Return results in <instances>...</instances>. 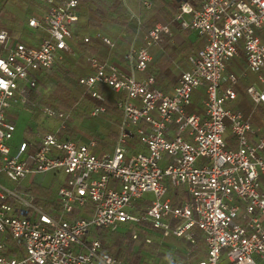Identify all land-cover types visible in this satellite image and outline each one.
<instances>
[{
  "label": "built area",
  "instance_id": "obj_1",
  "mask_svg": "<svg viewBox=\"0 0 264 264\" xmlns=\"http://www.w3.org/2000/svg\"><path fill=\"white\" fill-rule=\"evenodd\" d=\"M79 3L40 0L21 25L42 33L34 41L0 28V264H264V137L231 107L249 73L259 83L247 93L264 104V0H176L175 21L206 43L171 92L138 76L151 49L174 37L167 21L142 45L133 39L127 65L89 55L78 79L97 102L89 115L106 111L105 88L121 113L113 151L103 153L97 140L72 137L71 114L41 94L42 78L78 57ZM83 39L118 47L100 31ZM241 50L246 70L227 72ZM200 87L202 111H190ZM31 178L55 183L53 197L39 203ZM105 232L127 236L129 252H108Z\"/></svg>",
  "mask_w": 264,
  "mask_h": 264
},
{
  "label": "trees",
  "instance_id": "obj_2",
  "mask_svg": "<svg viewBox=\"0 0 264 264\" xmlns=\"http://www.w3.org/2000/svg\"><path fill=\"white\" fill-rule=\"evenodd\" d=\"M32 1L33 0H28V3L32 4ZM35 1L36 7L31 14H35L40 9V4L38 7V1L40 2V0ZM110 1H112L111 5L105 4L102 0H80L78 10L81 17L85 18L86 23H81L80 21V33L75 37V39L77 38L76 43L73 42V45H76L79 59L85 60L91 54L102 55L101 41L92 39L90 42H85L81 36V34L90 29L99 28L106 32H111L109 33L110 36L117 40L120 38L121 42L124 44L130 43L136 35L138 39L143 41L144 36L157 24V14H162L168 20L174 31L179 29L182 32L184 41L174 47L171 45L169 39H167L166 36H163L161 45L165 47V53L158 60L152 62L148 66L147 75H153L156 80V85L163 88L165 91H169L170 88L176 84L178 79L176 64L173 61L174 55L179 53L181 57H185L189 53H195L205 45L206 38L189 28L182 29L177 27L173 18L178 11L172 2L158 1L149 8L142 5L140 9L141 23L139 24L138 21L129 14L126 6L122 3V0ZM191 1L194 2L196 0ZM3 7L4 5L0 0V28H7L12 34L24 38L26 36L25 31L28 30H22L21 25L25 22L28 15L31 14L27 13L23 18L20 17L19 19L10 20L8 13L4 11ZM32 7H34V5H32ZM113 30H117L118 35H114ZM121 31H125L127 36L121 37L119 35ZM258 33L264 42V27L259 29ZM239 54L242 55L244 52L241 50ZM75 66L76 64H74L71 59L66 58L62 64L57 65L54 71L43 77L41 81L42 86L44 87V90L41 92L42 96L48 98L53 104L65 111H71L74 108L82 110V107H86L84 104L80 106H77L78 104L74 105L75 100H77L79 96L80 102H83L86 99L88 100L87 104L92 105L93 103H97L91 99L86 88L79 84L78 79L83 71L78 72ZM78 68L80 70V67ZM49 83L52 84V91H48ZM104 90L108 92L104 102L106 111L93 116L91 120L96 119L103 114V120L107 123L103 128L107 133L105 132V134H103L101 132L103 135L99 134L98 128L100 126L93 125L92 121V128H90L89 125L85 128L83 127V129L88 128V130L86 129L85 131L89 135V139L95 137L98 142L102 143V148L97 149L98 153H103L109 150V148L111 149L114 147L118 137V126L121 119V113L117 108L114 93L109 88H105ZM248 115L252 123L259 128V135L264 137V104L255 106L252 103L249 105ZM77 131H79V129L75 131L72 130L71 132L76 133ZM229 143L234 147L235 144L231 138H229ZM29 181L31 192L36 195L39 203H45L46 199L50 200L53 197V189L51 187L46 186L42 182H35L32 178L29 179ZM261 181L264 183V175L261 177ZM103 242L104 248L108 249V252L113 254L123 252L126 254L129 252V248L132 245L128 240V237L121 233L105 232V234H103ZM126 257L129 261L133 259L131 254H127Z\"/></svg>",
  "mask_w": 264,
  "mask_h": 264
},
{
  "label": "crops",
  "instance_id": "obj_3",
  "mask_svg": "<svg viewBox=\"0 0 264 264\" xmlns=\"http://www.w3.org/2000/svg\"><path fill=\"white\" fill-rule=\"evenodd\" d=\"M102 1L106 2V0H102ZM108 1H109V3L107 5H111L112 1H110V0H108ZM152 1H153V4L156 3V2H158V1L172 2L176 6L177 11H178V7H177L176 0H152ZM122 3L126 6L129 14L131 16H132V13H135V14L136 13H139L140 14V9L142 7V5L140 4V0H122ZM39 4H40V2H39ZM37 13H39V10L35 14H37ZM31 15H33V14H31ZM175 15H174V18H173L174 21H175ZM157 18H158V22H160V21H167L168 22V20L162 14H159L158 13L157 14ZM81 19H82V17H81V14H80L79 23H80ZM175 22L177 24V27L181 28L180 25H179V23L177 21H175ZM170 28L172 30V33H173L174 37L173 38H170L167 35H164V37L166 36V38L169 39L171 45L175 47V46L181 44L184 41V37H183L182 32L179 29H177L176 31H174L172 29V26L171 25H170ZM22 30H28L27 32L25 31L26 32V34H25L26 36L23 38V39H25L27 41H34L37 38H39L40 36H42V33L40 31H32L31 29H28V28H24ZM95 31H100V32H102V33H104V34H106L108 36H110L109 33H111V32H106L104 30H101L99 28H93V29H90L89 31L81 34V36L83 38L86 34L93 33ZM79 33H80V31H79V25H78V34L76 36H78ZM113 34L114 35H118L117 33L115 34L114 32H113ZM119 35L121 37H126L127 36V33L125 31H121V33ZM75 37H74V39H72V44H73V42H75ZM110 37H112V36H110ZM135 37H137V35ZM135 37H133V39ZM133 39L128 44L127 43L126 44L122 43L121 42V39H120L119 40V43H118V47L115 50L109 49L108 47H106L105 45H103V43L101 42V45H102V47H101L102 55H97V54H95V55H97L99 57H102L104 59L119 61V62L127 65V63L124 60V56L123 55H124V51L129 47V45L131 44V42L133 41ZM143 42H144V39H143V41H141V39L136 38L137 45H142ZM161 43H162V41L159 43V45H157V46H155L154 48L151 49V52L154 55V59L152 60V62H155L156 60H158L165 53V47L163 45H161ZM123 44H124V46H123ZM75 48H76V45H75ZM76 50H77V48H76ZM190 54H192V53H189L185 57H181V55H179V53L174 55L173 61L176 64L177 77H179V75L184 70L189 69L190 64L188 62V56ZM77 55H78V57H72V56H68L67 55L66 58L71 59L74 62V64L78 65L79 64V61H81L83 59H79L78 52H77ZM83 61H84V65H83L84 66V70H83L82 75L85 74V73H87L88 70H89L88 67H87V65H86V59L83 60ZM246 66H247V62H246L245 55L244 54H242V55L239 54L238 56L234 57L228 63V65H227V72H232V73H235V74H240V73H242L243 71L246 70V68H247ZM146 75H147V71L142 72V74H138L139 77H143V76H146ZM177 81H178V79H177ZM255 82H258L257 76L255 74L249 73V75L247 77H239V81L235 85V89L237 91L238 98H237V100L234 103H232L231 107L233 109H235V110L236 109H241L244 112L246 118H249V115H248L249 105H251L252 103L255 106L256 105H259V104H255V102L251 99L250 95L247 93V87L249 85H251L252 83H255ZM174 86H172L170 88V90L169 91H166V92H171L173 90V87ZM244 89H246V90H244ZM189 110L190 111H202V107H201V105L200 106H196V107H192V108L190 107ZM19 122H20V118H19ZM20 126H21V123H20ZM253 126L256 129V132L254 134H252V137L261 136L258 133L259 128L257 126H255L254 124H253ZM18 136H19V133H18ZM229 138H231V137H229ZM232 141L234 142V139H232ZM234 144H235V142H234ZM126 259H127V257H126ZM127 261H129V260L127 259Z\"/></svg>",
  "mask_w": 264,
  "mask_h": 264
},
{
  "label": "rangeland",
  "instance_id": "obj_4",
  "mask_svg": "<svg viewBox=\"0 0 264 264\" xmlns=\"http://www.w3.org/2000/svg\"><path fill=\"white\" fill-rule=\"evenodd\" d=\"M1 1H2L3 5H4L3 9H4L5 12L8 13V16H9L10 20L19 19L20 17L23 18L24 15H26L27 13L31 14V12L36 7V1L35 0H33L34 2L32 1V4H29L28 0H1ZM108 3H109V1L106 0L105 4H108ZM32 5H34V7H32ZM38 7H39V2H38ZM81 23H86L85 18H82ZM26 32H25V34H26ZM113 32L116 34L117 30H114ZM113 39L116 41V43L118 45V42H119L120 38L118 40L116 38H113ZM76 41H77V38L75 39V42ZM123 46H124V44H123ZM83 65H84V61L83 60L79 61V64L76 65V68H77L78 72L79 71L81 72V71L84 70V66ZM78 67H80V70H79ZM138 74H142V73L140 72ZM52 90H53L52 84L49 83L48 91H52ZM204 96H205V89L203 87L195 89V91L193 93V103L191 105V108L192 107H196V106H200V102L204 98ZM85 100L83 102H80V96H79V98L77 100H75V102H74V105L78 104L77 106H80V105L84 104L86 107H84V108L82 107V110H78L77 108H74L73 110L68 111L71 114V120L69 121V124L70 125H76V128H74V129H76V130L79 129V131H77L76 133L71 132L70 135L72 137H76L78 139L80 138L81 141H88L89 140V135L85 131L86 129L88 130V128L83 129V127L85 128L86 126L89 125L90 128H92V123H93V125H95V126L96 125L100 126L98 128V133L99 134H101V132L103 134H105L106 130L103 128V126L107 124L103 120V118H104L103 114L100 117H97L96 119L91 120L92 117L88 113V111H89V109L91 107V104H87L88 100H86V101ZM49 101L52 103L51 100H49ZM91 121H92V123H91ZM70 129H72V128H70ZM103 134H101V135H103ZM90 139L97 140V138H95V137H92ZM97 144H98L99 147L97 146V148L95 150L96 153H98V151H97L98 148H102V143L101 142H97ZM111 151H113V147L111 149L109 148V150H107L105 152H111ZM37 178H38V180H43V179H47L48 177L39 174L37 176ZM39 182L44 183L48 187H51L53 189V195H54V192L56 190V184L55 183H53V182L50 183V182H46V181H39Z\"/></svg>",
  "mask_w": 264,
  "mask_h": 264
}]
</instances>
